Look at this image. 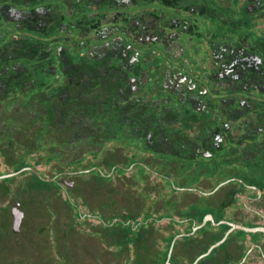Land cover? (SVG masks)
<instances>
[{"label":"flooded vegetation","instance_id":"af4514ba","mask_svg":"<svg viewBox=\"0 0 264 264\" xmlns=\"http://www.w3.org/2000/svg\"><path fill=\"white\" fill-rule=\"evenodd\" d=\"M16 140L66 192L109 178L88 217L103 244L126 231L127 264L143 245L159 262L170 234L264 227V0H0V143Z\"/></svg>","mask_w":264,"mask_h":264},{"label":"rangeland","instance_id":"374dc122","mask_svg":"<svg viewBox=\"0 0 264 264\" xmlns=\"http://www.w3.org/2000/svg\"><path fill=\"white\" fill-rule=\"evenodd\" d=\"M27 147L22 146L17 140L13 141L9 147L0 143V176L15 173L24 168L36 169L45 178H51L55 174L58 166L44 164L42 159L45 152L42 148ZM60 179L68 182L79 180L84 182L80 186L74 185L70 188L71 190L68 189L66 192L63 184L56 188L33 184L29 171H23L13 177L0 180V220L2 219V225L7 229L12 228L11 210L18 203V208L21 209L23 215L19 231L16 233L18 236L15 238V243L22 245V248L30 253L26 258H23L21 256L23 254L19 251L20 248L13 255L21 261L19 264H49L43 261L46 258L49 259L50 264H57L60 258L56 257L52 248L54 235L58 234L65 224L72 223L82 244L92 242L95 249L98 248L102 255L99 261L95 262L93 258L92 261L89 257H85L84 251L80 249L77 255L81 260L79 264H110L112 261L107 260L108 254L105 252V245L97 234L99 226L96 225L92 217H88L97 211L98 206L110 205V203L106 205L103 203L105 198L103 196L93 197L97 194L105 196L109 189H114L112 186L110 188L108 184L109 178L60 177ZM7 188L8 193L5 192ZM118 190H123V186H118ZM68 205L71 207L69 208ZM77 211L83 214V217H77ZM110 215V212H105V217L108 218ZM257 234L260 233H246L241 230L232 233L233 236L239 237ZM166 235V230H159V238L166 237ZM257 237L264 239V235L261 234ZM165 244L164 241L163 248ZM160 247L159 243V249ZM256 248L249 245L238 246L235 249V254L238 255L240 250L241 252L246 251L248 252L246 264H264V245ZM238 258L240 257L235 259Z\"/></svg>","mask_w":264,"mask_h":264},{"label":"trees","instance_id":"16d2710c","mask_svg":"<svg viewBox=\"0 0 264 264\" xmlns=\"http://www.w3.org/2000/svg\"><path fill=\"white\" fill-rule=\"evenodd\" d=\"M21 169V168H20ZM19 170V169H18ZM34 176V175H33ZM33 184H39L47 187H57V185L53 182H44L41 181L38 177H31ZM25 188V186H24ZM22 189V188H21ZM5 192L8 193V188L5 189ZM70 208L71 206L68 205ZM72 209V208H71ZM196 214L200 217V220L204 216V212L200 209L196 210ZM77 217L80 216L76 213ZM2 219L0 220V264H19L21 261L13 254L18 252L21 248L20 253L23 254V258L28 256L26 250L22 248V245L15 243V238L18 236L13 229H7L4 225H2ZM225 229H222L220 232L215 233L211 236H207L204 229L199 230L196 233V237L207 236L211 240V244L214 242L220 241L224 234ZM102 239H104L105 243V252L108 254L109 261H112L110 264H127V250L128 246L125 244L126 231L121 230L116 232V242H111V233L108 230H102ZM230 237H235L233 235H229ZM257 236V235H255ZM174 235L170 234L165 238L166 244L161 252H159V262L156 261L154 264H165L167 262V255L169 249L171 247V241ZM56 242V243H55ZM52 248L54 249V254L56 257L60 258L57 264H79L81 260L78 259L77 255L80 249L84 251L85 257H89L91 260L94 259L95 262L99 261V258L102 256L100 251L95 249V246L92 242H86L82 244L81 238L78 235L75 227L72 223H67L63 226L61 231L54 235ZM113 244V245H112ZM115 244V245H114ZM225 243L220 244L219 246L213 248L211 253L205 258L201 259L197 264H235L244 256L246 251L240 250V253L235 254L236 246H224ZM113 246L115 250L109 249ZM210 245L206 246H196L189 247L184 245H174L170 259L167 264H192L193 261L201 254L206 253L209 249ZM231 250V251H230ZM16 251V252H15ZM27 252V253H26ZM225 253L226 256L220 258V254ZM140 254L141 256H139ZM139 257L140 262H136L134 264H150L148 259V249L147 245H143L142 250L136 254ZM240 257L235 259L236 257ZM45 263H49V259L43 260ZM93 261V260H92ZM185 261V263H184Z\"/></svg>","mask_w":264,"mask_h":264},{"label":"water","instance_id":"95a60500","mask_svg":"<svg viewBox=\"0 0 264 264\" xmlns=\"http://www.w3.org/2000/svg\"><path fill=\"white\" fill-rule=\"evenodd\" d=\"M23 171H29L33 174H35L41 181H44V182H53L54 181V178H45L43 177L37 170L33 169V168H24V169H21L15 173H10V174H6V175H3V176H0V180L1 179H4V178H10V177H13L15 175H18L20 174L21 172ZM18 203L16 204V207L13 208L11 210V215H12V218H13V221H12V229L15 233H17L19 231V226H20V223H21V219H22V211L20 208H18ZM213 221L211 215H207L204 220H203V223L200 225V226H197L195 228H193L192 230V233H194V231L196 229H198L199 227H202L206 221ZM230 225V229L225 233V235L223 236V238L216 242L214 245L210 246L209 249L207 250L206 253H204L203 255L199 256L195 262L193 264H196V262L201 259L202 257H205L207 256L208 254H210V252L212 251V249L214 247H217L218 245H220L222 242L225 241V239L227 238V236L233 231V230H236V229H239V230H242L246 233H257V232H261V233H264V227H255V228H247V227H244V226H241V225H238V224H233V223H228ZM173 243H174V240L171 244V247L169 249V252H168V255H167V262L168 260L170 259V256H171V251H172V247H173ZM248 254V252H247ZM246 254V256H247ZM167 262L165 264H167Z\"/></svg>","mask_w":264,"mask_h":264}]
</instances>
